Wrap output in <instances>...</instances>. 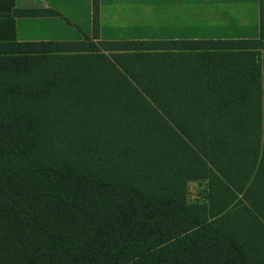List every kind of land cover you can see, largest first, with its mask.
Instances as JSON below:
<instances>
[{"label":"trees","instance_id":"16d2710c","mask_svg":"<svg viewBox=\"0 0 264 264\" xmlns=\"http://www.w3.org/2000/svg\"><path fill=\"white\" fill-rule=\"evenodd\" d=\"M92 9L0 44V264H264V0L253 40L101 41Z\"/></svg>","mask_w":264,"mask_h":264},{"label":"crops","instance_id":"0c3cea01","mask_svg":"<svg viewBox=\"0 0 264 264\" xmlns=\"http://www.w3.org/2000/svg\"><path fill=\"white\" fill-rule=\"evenodd\" d=\"M92 1L0 0V44L82 42L83 33L93 35ZM260 2L100 0V40L258 39ZM44 11H54L62 17L41 14Z\"/></svg>","mask_w":264,"mask_h":264},{"label":"rangeland","instance_id":"374dc122","mask_svg":"<svg viewBox=\"0 0 264 264\" xmlns=\"http://www.w3.org/2000/svg\"><path fill=\"white\" fill-rule=\"evenodd\" d=\"M208 195L207 184L204 182L201 183H192L189 187V200L190 202H199L204 201Z\"/></svg>","mask_w":264,"mask_h":264}]
</instances>
